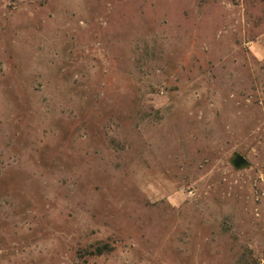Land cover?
<instances>
[{
  "label": "rangeland",
  "instance_id": "obj_1",
  "mask_svg": "<svg viewBox=\"0 0 264 264\" xmlns=\"http://www.w3.org/2000/svg\"><path fill=\"white\" fill-rule=\"evenodd\" d=\"M0 264H264V0H0Z\"/></svg>",
  "mask_w": 264,
  "mask_h": 264
},
{
  "label": "water",
  "instance_id": "obj_2",
  "mask_svg": "<svg viewBox=\"0 0 264 264\" xmlns=\"http://www.w3.org/2000/svg\"><path fill=\"white\" fill-rule=\"evenodd\" d=\"M245 162H246V159L243 157V156H238V158L236 159V161H235V165L237 166V167H241V166H243L244 164H245Z\"/></svg>",
  "mask_w": 264,
  "mask_h": 264
},
{
  "label": "trees",
  "instance_id": "obj_3",
  "mask_svg": "<svg viewBox=\"0 0 264 264\" xmlns=\"http://www.w3.org/2000/svg\"><path fill=\"white\" fill-rule=\"evenodd\" d=\"M106 250H110V246L107 245V244L98 247V249H97V253H96V254L101 255V254H103L104 252H106Z\"/></svg>",
  "mask_w": 264,
  "mask_h": 264
}]
</instances>
